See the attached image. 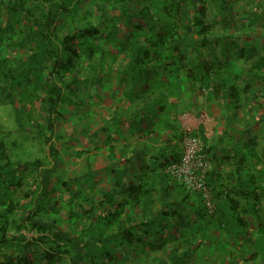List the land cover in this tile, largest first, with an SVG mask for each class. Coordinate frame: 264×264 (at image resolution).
<instances>
[{
  "label": "trees",
  "instance_id": "16d2710c",
  "mask_svg": "<svg viewBox=\"0 0 264 264\" xmlns=\"http://www.w3.org/2000/svg\"><path fill=\"white\" fill-rule=\"evenodd\" d=\"M81 91L92 114L76 109L86 122L66 141L56 117L86 104ZM199 94L264 134V0H0V102L45 145V159H14L0 136V264H264V142L237 197L209 164L212 213L165 171L181 149L136 164L113 142L181 138ZM103 135L104 169L91 140Z\"/></svg>",
  "mask_w": 264,
  "mask_h": 264
},
{
  "label": "crops",
  "instance_id": "0c3cea01",
  "mask_svg": "<svg viewBox=\"0 0 264 264\" xmlns=\"http://www.w3.org/2000/svg\"><path fill=\"white\" fill-rule=\"evenodd\" d=\"M106 92L109 91L107 90ZM197 98L200 110L195 113L188 111L182 114L188 116L193 130H197V135L203 140L206 156L210 164L209 177L214 179L215 186L219 185V191L221 190L226 194L230 193L234 197H237L236 189L238 188V184L247 181L251 172V159L247 157L248 150L253 147L251 141L253 139L264 141V134L254 138L253 130H246L242 122L237 121L239 117L238 112L237 114L235 113V118H229L228 114H223L222 112L219 114L221 106L215 107L212 103H206L204 96ZM200 127L201 131L198 132ZM123 131H126V129ZM171 135L169 130L160 132V137L158 138H124V134H122V138H113V142L117 146L118 153L124 152L125 157L131 158L136 164H140L143 161L151 165L156 160L160 162L164 158L166 153L163 157H158L157 153L159 150L163 153V148L166 145H173L176 151L179 152L181 138H166ZM104 136L106 135L98 139L91 138L93 143L100 144L99 153L96 152L98 155L96 153L94 155L97 160L101 158L100 164L103 169L108 165V159L110 158L108 155L110 141L109 138H104ZM260 146L256 145L258 151L260 150ZM166 157H169V154H166ZM94 163L97 164L96 161ZM118 165L126 169L128 166L121 159H119ZM136 169L139 168L136 167ZM222 196L220 195V197Z\"/></svg>",
  "mask_w": 264,
  "mask_h": 264
},
{
  "label": "rangeland",
  "instance_id": "374dc122",
  "mask_svg": "<svg viewBox=\"0 0 264 264\" xmlns=\"http://www.w3.org/2000/svg\"><path fill=\"white\" fill-rule=\"evenodd\" d=\"M255 87H258L259 84L254 83ZM85 87V86H84ZM38 91V90H37ZM94 92V91H93ZM80 93V92H79ZM78 95H76L73 99L74 100H78L79 103H84L86 101V104L83 105L82 107L79 106H75V108L68 107L66 106L65 109L70 113V115H68L67 118L65 119H61V117L59 116L56 117V121L57 124H59L60 129L64 130L66 129L65 133L68 136H65L66 134H63V138H66V141L70 138V133L72 135V138H75L76 140V134L73 129L74 127H82V124L84 125V122H86V120H82L78 115L80 112H90L92 114V109L93 106L89 103L92 102V100L89 97V93L87 94V92H82ZM73 94H70V96ZM102 96V95H100ZM202 97V94H199V98ZM22 98V97H21ZM18 109L20 111V122L24 125H28L32 123V119L28 116L27 112H28V106L26 107L25 105L22 104V100H18L16 103H18ZM9 103V102H8ZM91 105V106H90ZM78 107V108H76ZM76 109H78V115L75 114ZM61 110V111H63ZM89 110V111H88ZM14 107H12V105L9 103H3L0 102V136L3 134V139L6 142V144H8L10 153L12 155V157L14 159H20V160H31L34 158H43L45 159V145H44V141H43V137L40 135H35L33 132L31 131H26V130H19L17 129L18 127V120L14 114ZM65 111V112H66ZM26 112V113H25ZM64 114V113H63ZM61 119V120H59ZM59 120V121H58ZM84 121V122H83ZM65 127V128H62ZM74 129L75 131H78V129ZM54 133V132H53ZM54 138L57 137L58 135L56 133H54ZM75 136V137H74ZM262 136V135H261ZM54 138H52V140L54 141ZM264 141H258L259 145L263 144ZM78 143L75 144V146H77ZM258 145V147H259ZM261 147V146H260ZM75 148H70V150H74ZM66 168H70L69 166H65ZM211 241H209V248H208V253L211 254L212 250L214 251V246H215V241L216 238L215 236H211ZM214 257V256H213ZM215 258V257H214Z\"/></svg>",
  "mask_w": 264,
  "mask_h": 264
},
{
  "label": "built area",
  "instance_id": "2783aa9c",
  "mask_svg": "<svg viewBox=\"0 0 264 264\" xmlns=\"http://www.w3.org/2000/svg\"><path fill=\"white\" fill-rule=\"evenodd\" d=\"M179 119L182 128L180 157L177 161L169 163L165 171L173 179L182 182L190 191L199 192L204 199L207 211L212 213L214 210L212 192L206 184L209 161L203 140L192 133L193 126L186 114H181Z\"/></svg>",
  "mask_w": 264,
  "mask_h": 264
}]
</instances>
